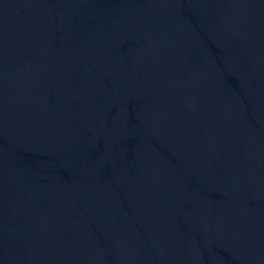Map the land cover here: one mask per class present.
I'll return each mask as SVG.
<instances>
[{"label": "water", "instance_id": "water-1", "mask_svg": "<svg viewBox=\"0 0 264 264\" xmlns=\"http://www.w3.org/2000/svg\"><path fill=\"white\" fill-rule=\"evenodd\" d=\"M0 264H264V0H0Z\"/></svg>", "mask_w": 264, "mask_h": 264}]
</instances>
